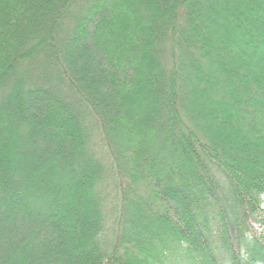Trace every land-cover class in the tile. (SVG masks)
<instances>
[{
	"label": "trees",
	"instance_id": "1",
	"mask_svg": "<svg viewBox=\"0 0 264 264\" xmlns=\"http://www.w3.org/2000/svg\"><path fill=\"white\" fill-rule=\"evenodd\" d=\"M262 195L264 0H0V264H264Z\"/></svg>",
	"mask_w": 264,
	"mask_h": 264
},
{
	"label": "bare ground",
	"instance_id": "2",
	"mask_svg": "<svg viewBox=\"0 0 264 264\" xmlns=\"http://www.w3.org/2000/svg\"><path fill=\"white\" fill-rule=\"evenodd\" d=\"M94 147H95L97 150H101V147L99 146V144H95ZM102 151H104L105 153H107V152L105 151V147H102ZM109 189H111V190H109ZM106 190H109V191L111 192V193H110L111 196H115V195H116V188H114V183H113V182L108 183V186H107ZM262 202H263V200H262ZM256 227H258V226H256Z\"/></svg>",
	"mask_w": 264,
	"mask_h": 264
},
{
	"label": "rangeland",
	"instance_id": "3",
	"mask_svg": "<svg viewBox=\"0 0 264 264\" xmlns=\"http://www.w3.org/2000/svg\"><path fill=\"white\" fill-rule=\"evenodd\" d=\"M262 200H263V206H264V195H262ZM73 227V225H71Z\"/></svg>",
	"mask_w": 264,
	"mask_h": 264
}]
</instances>
